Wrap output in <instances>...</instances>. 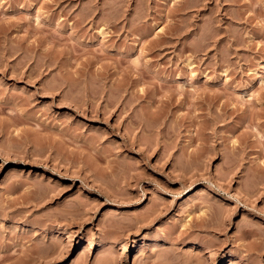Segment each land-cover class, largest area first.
Masks as SVG:
<instances>
[{
    "label": "rangeland",
    "instance_id": "rangeland-1",
    "mask_svg": "<svg viewBox=\"0 0 264 264\" xmlns=\"http://www.w3.org/2000/svg\"><path fill=\"white\" fill-rule=\"evenodd\" d=\"M0 264H264V0H0Z\"/></svg>",
    "mask_w": 264,
    "mask_h": 264
},
{
    "label": "bare ground",
    "instance_id": "bare-ground-1",
    "mask_svg": "<svg viewBox=\"0 0 264 264\" xmlns=\"http://www.w3.org/2000/svg\"><path fill=\"white\" fill-rule=\"evenodd\" d=\"M96 91H97V90H96ZM87 92H88V91H87ZM99 96H100V95H99ZM93 98H94V97H93ZM110 101H111V100H110ZM15 169H16V168H15ZM12 171H13V170H12ZM14 171H15V170H14ZM14 171H13V172H14ZM60 230H62V229H60ZM60 230H59V231H60ZM63 231H64V229H63ZM63 231H62V232H63ZM60 233H61V231H60ZM208 255H211V254L208 253Z\"/></svg>",
    "mask_w": 264,
    "mask_h": 264
}]
</instances>
